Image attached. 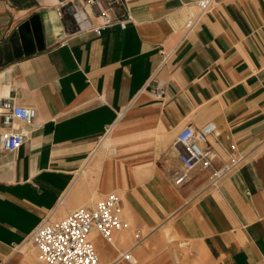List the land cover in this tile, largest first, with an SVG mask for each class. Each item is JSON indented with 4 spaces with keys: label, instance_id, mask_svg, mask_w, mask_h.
Returning <instances> with one entry per match:
<instances>
[{
    "label": "crops",
    "instance_id": "1",
    "mask_svg": "<svg viewBox=\"0 0 264 264\" xmlns=\"http://www.w3.org/2000/svg\"><path fill=\"white\" fill-rule=\"evenodd\" d=\"M195 1L123 0L112 16L132 22L96 36L75 34L72 0H0V46L35 17L42 34L0 63V98L36 112L12 125L22 146L0 149V264H45L34 229L109 193L128 226L91 235L101 264L126 250L137 264H264V0H213L201 17ZM208 123L211 166L174 185L177 133Z\"/></svg>",
    "mask_w": 264,
    "mask_h": 264
},
{
    "label": "built area",
    "instance_id": "2",
    "mask_svg": "<svg viewBox=\"0 0 264 264\" xmlns=\"http://www.w3.org/2000/svg\"><path fill=\"white\" fill-rule=\"evenodd\" d=\"M123 4V0H72L69 22L72 23L75 34L93 32L100 36L103 29L118 26L125 29L132 17L126 13L125 19L116 20L112 16L115 7ZM213 0H197L195 5L199 8L201 17L212 6ZM89 8L92 15H89ZM91 18L98 19L99 24L91 22ZM195 24L188 21L185 25L189 32ZM157 100L164 96L163 90L154 92ZM36 116L35 109L16 105L11 99L0 98V117L10 131L0 133V149L13 152L20 148L25 140L23 131H13L15 122L31 124ZM215 132V125L208 123L195 129L187 126L179 131L175 144L180 146L179 160L183 169L175 173L173 184L181 185L188 179V173L200 165L203 169L211 166L210 151L203 149L206 138ZM239 159L232 160L229 165L214 170L210 176V186L217 187L226 174L235 168ZM128 224L122 218L121 199L115 193L107 194L102 200L91 207H80L66 215L63 219L48 223L43 222L29 235L28 241L37 249L38 258L45 264H101L92 242L91 235L96 233L106 242H112L114 231L126 229ZM145 237L139 231L134 234V246L141 244ZM125 261L128 264H137L131 250L118 255L111 263L117 264Z\"/></svg>",
    "mask_w": 264,
    "mask_h": 264
},
{
    "label": "water",
    "instance_id": "3",
    "mask_svg": "<svg viewBox=\"0 0 264 264\" xmlns=\"http://www.w3.org/2000/svg\"><path fill=\"white\" fill-rule=\"evenodd\" d=\"M33 18L22 23L8 38L5 44L0 46V63L3 57L6 60L27 56L42 49V34L37 22Z\"/></svg>",
    "mask_w": 264,
    "mask_h": 264
},
{
    "label": "bare ground",
    "instance_id": "4",
    "mask_svg": "<svg viewBox=\"0 0 264 264\" xmlns=\"http://www.w3.org/2000/svg\"><path fill=\"white\" fill-rule=\"evenodd\" d=\"M107 142H105V144H106ZM123 197V196H122Z\"/></svg>",
    "mask_w": 264,
    "mask_h": 264
},
{
    "label": "rangeland",
    "instance_id": "5",
    "mask_svg": "<svg viewBox=\"0 0 264 264\" xmlns=\"http://www.w3.org/2000/svg\"><path fill=\"white\" fill-rule=\"evenodd\" d=\"M92 236H93V234H92Z\"/></svg>",
    "mask_w": 264,
    "mask_h": 264
}]
</instances>
